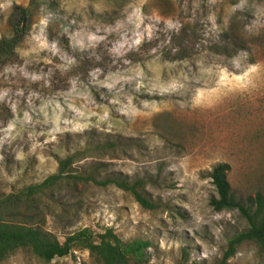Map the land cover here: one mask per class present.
I'll use <instances>...</instances> for the list:
<instances>
[{
	"label": "rangeland",
	"instance_id": "374dc122",
	"mask_svg": "<svg viewBox=\"0 0 264 264\" xmlns=\"http://www.w3.org/2000/svg\"><path fill=\"white\" fill-rule=\"evenodd\" d=\"M25 9L30 28L0 64V194L88 152L68 171L143 177L160 207L90 181L62 187L46 220L61 240L111 226L123 240H149L150 264L221 258L247 222L211 205L213 167L229 166L238 200L264 195V0H0V39ZM229 262L264 264V254L243 243ZM3 264L95 263L75 250Z\"/></svg>",
	"mask_w": 264,
	"mask_h": 264
},
{
	"label": "trees",
	"instance_id": "16d2710c",
	"mask_svg": "<svg viewBox=\"0 0 264 264\" xmlns=\"http://www.w3.org/2000/svg\"><path fill=\"white\" fill-rule=\"evenodd\" d=\"M22 24L23 27H20ZM11 27V34L0 39V64L15 54L22 32L30 28L27 9L24 10L22 22L16 20ZM229 44L237 47V41L233 40L223 48ZM114 146L113 141L97 144L92 149L103 152ZM89 156L91 153L75 152L61 159L58 171L42 182L0 194V264L8 262L18 252L31 254L39 261L48 263L75 250L88 252L95 264H150L148 249L152 244L149 240H123L111 226L97 231L89 226L66 230L62 232V240L56 232L47 228V216L52 210L47 201L62 187L75 186L78 182L90 181L99 187L114 186L130 193L143 208L160 207L146 195V185L151 181L143 177L131 179L114 173L101 177L100 166L79 173L68 171L73 163ZM228 170L229 166L225 163L213 167L210 177L217 197L210 203L216 210L236 209L246 220L247 226L228 240L221 258L210 264H231L229 259L243 243H253L259 253L264 254V195L257 192L247 197L245 202L238 200L227 181Z\"/></svg>",
	"mask_w": 264,
	"mask_h": 264
}]
</instances>
